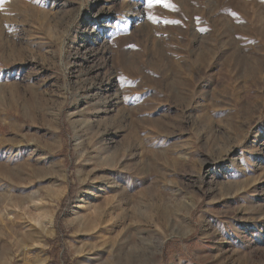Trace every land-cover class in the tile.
<instances>
[{"label": "rangeland", "instance_id": "1", "mask_svg": "<svg viewBox=\"0 0 264 264\" xmlns=\"http://www.w3.org/2000/svg\"><path fill=\"white\" fill-rule=\"evenodd\" d=\"M0 264H264V0H0Z\"/></svg>", "mask_w": 264, "mask_h": 264}, {"label": "snow or ice", "instance_id": "2", "mask_svg": "<svg viewBox=\"0 0 264 264\" xmlns=\"http://www.w3.org/2000/svg\"><path fill=\"white\" fill-rule=\"evenodd\" d=\"M157 2H160V0H148V6L152 7L153 3H157ZM150 19H151V17H150Z\"/></svg>", "mask_w": 264, "mask_h": 264}]
</instances>
